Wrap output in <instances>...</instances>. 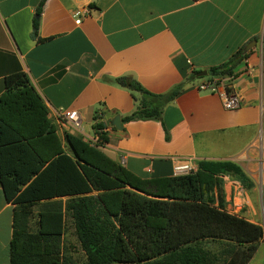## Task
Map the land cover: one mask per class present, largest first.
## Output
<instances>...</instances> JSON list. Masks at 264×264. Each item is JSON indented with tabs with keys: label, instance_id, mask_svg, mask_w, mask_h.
Listing matches in <instances>:
<instances>
[{
	"label": "crops",
	"instance_id": "crops-1",
	"mask_svg": "<svg viewBox=\"0 0 264 264\" xmlns=\"http://www.w3.org/2000/svg\"><path fill=\"white\" fill-rule=\"evenodd\" d=\"M39 1L0 0V93L4 76L24 72L66 154L64 135L75 132L61 125L59 108L76 109L88 137L96 114L104 121L118 115L120 127L109 123L99 148L140 177L173 175L174 164L196 167L198 160L235 163L247 183L220 175L222 206L264 227V0H43L34 38ZM85 7L75 23L73 11ZM246 44L232 74L220 76L225 91L239 96L227 110L195 85ZM200 70L206 74L197 77ZM117 77L153 93L180 90L161 119L122 121L134 100ZM11 214L0 187V264H8ZM246 264H264V237Z\"/></svg>",
	"mask_w": 264,
	"mask_h": 264
},
{
	"label": "trees",
	"instance_id": "trees-1",
	"mask_svg": "<svg viewBox=\"0 0 264 264\" xmlns=\"http://www.w3.org/2000/svg\"><path fill=\"white\" fill-rule=\"evenodd\" d=\"M42 2L31 20L34 38ZM246 54L239 48L224 62L208 68L207 75H231ZM115 81L134 100V108L122 121L161 119L164 105L180 90L177 85L153 93L127 77ZM97 117L92 128L98 143L91 145L78 133H65L70 149L66 154L27 75L14 71L3 77L0 187L12 204L8 264H73L63 252L66 218L85 264L248 262L264 237V227L222 206L220 175L247 183L235 163L198 160L195 170L185 174L140 177L100 150L106 132L98 131L103 123L95 121ZM61 196L67 198L61 202ZM208 244H216L217 253Z\"/></svg>",
	"mask_w": 264,
	"mask_h": 264
},
{
	"label": "built area",
	"instance_id": "built-area-1",
	"mask_svg": "<svg viewBox=\"0 0 264 264\" xmlns=\"http://www.w3.org/2000/svg\"><path fill=\"white\" fill-rule=\"evenodd\" d=\"M87 10V7L75 9L73 11L74 22L78 23L80 21L81 16H83V14L87 12ZM195 87L197 90H205L208 92L215 93L218 96L221 106L224 109H234L239 104V96L237 94L225 91L221 84L220 76H208L202 81L198 82ZM55 114L61 125H63L67 129L74 131L75 133L80 134L83 140H85L91 145H95L98 143L97 135L93 134L91 137H88L81 134L80 116L76 109L59 108ZM95 121H102L103 123V127L100 128L98 131L107 132L110 126L109 122L102 120L100 117H97ZM194 170L195 167L189 163L174 164L172 166L173 175L185 174Z\"/></svg>",
	"mask_w": 264,
	"mask_h": 264
},
{
	"label": "rangeland",
	"instance_id": "rangeland-1",
	"mask_svg": "<svg viewBox=\"0 0 264 264\" xmlns=\"http://www.w3.org/2000/svg\"><path fill=\"white\" fill-rule=\"evenodd\" d=\"M62 244H63V252L72 258L73 264H85L84 255L79 248L78 242L73 232L72 225L68 218H66L64 222ZM207 247L214 253H217L218 251V247L216 244H208ZM220 261L221 260H217L215 261V263L219 264Z\"/></svg>",
	"mask_w": 264,
	"mask_h": 264
},
{
	"label": "water",
	"instance_id": "water-1",
	"mask_svg": "<svg viewBox=\"0 0 264 264\" xmlns=\"http://www.w3.org/2000/svg\"><path fill=\"white\" fill-rule=\"evenodd\" d=\"M253 42H254V40H253ZM249 47H250V44H246L242 51L243 52L247 51L249 49ZM205 74H206V70H200V71L195 73V75L197 77L203 76ZM107 122H109L115 128H119L120 127L119 126V117H118V115H114L110 120H107Z\"/></svg>",
	"mask_w": 264,
	"mask_h": 264
}]
</instances>
